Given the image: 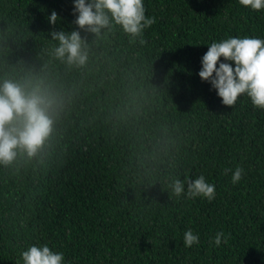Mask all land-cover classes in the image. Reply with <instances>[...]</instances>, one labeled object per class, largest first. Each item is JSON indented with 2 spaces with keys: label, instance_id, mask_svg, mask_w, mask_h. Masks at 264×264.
<instances>
[{
  "label": "trees",
  "instance_id": "trees-1",
  "mask_svg": "<svg viewBox=\"0 0 264 264\" xmlns=\"http://www.w3.org/2000/svg\"><path fill=\"white\" fill-rule=\"evenodd\" d=\"M143 2L154 23L132 37L80 29L73 0H0V76L43 74L65 97L41 150L0 164V264L35 243L66 264H264V109L246 95L223 105L198 75L204 44L264 38V9ZM74 29L88 52L80 66L51 55L49 33ZM201 174L212 201L172 193L174 179ZM189 228L199 242L186 248ZM217 231L227 240L213 246Z\"/></svg>",
  "mask_w": 264,
  "mask_h": 264
},
{
  "label": "clouds",
  "instance_id": "clouds-1",
  "mask_svg": "<svg viewBox=\"0 0 264 264\" xmlns=\"http://www.w3.org/2000/svg\"><path fill=\"white\" fill-rule=\"evenodd\" d=\"M75 24L80 29L99 35L110 25H118L132 37L141 36L154 23L146 17L143 0H73ZM253 11L264 9V0H239ZM55 25V11L48 16ZM55 42L51 55L69 66L84 65L88 52L80 31L53 30L49 33ZM207 52L201 58L199 77L209 82L226 106L236 104L238 97L246 95L251 104L264 109V38L253 35H227L206 43ZM223 58V60H221ZM63 93L43 74L28 73L18 77L0 76V164H11L18 155L34 156L50 138L55 121L63 109ZM243 170L237 166L231 175L233 184L242 178ZM172 193L191 199L203 197L212 201L215 186L204 175L195 179L185 176L174 179ZM227 236L217 231L210 244L220 246ZM199 242L190 228L183 233L184 247ZM17 264H66L64 253L50 248L47 243L30 244L19 253Z\"/></svg>",
  "mask_w": 264,
  "mask_h": 264
}]
</instances>
